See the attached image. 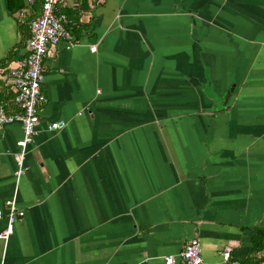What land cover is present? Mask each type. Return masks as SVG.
<instances>
[{
	"label": "crops",
	"instance_id": "1",
	"mask_svg": "<svg viewBox=\"0 0 264 264\" xmlns=\"http://www.w3.org/2000/svg\"><path fill=\"white\" fill-rule=\"evenodd\" d=\"M0 0V94L13 104L29 9ZM76 39L44 59L37 134L0 125V264L264 260V0H68ZM66 126L47 130L52 121Z\"/></svg>",
	"mask_w": 264,
	"mask_h": 264
},
{
	"label": "built area",
	"instance_id": "2",
	"mask_svg": "<svg viewBox=\"0 0 264 264\" xmlns=\"http://www.w3.org/2000/svg\"><path fill=\"white\" fill-rule=\"evenodd\" d=\"M25 7L31 8L40 4L39 13L34 16L28 26L30 36L25 44V56L10 72V83L14 92V101L21 111L7 112L0 99V125L20 122L22 138L17 142L18 150L14 154L16 162L15 176L19 178L25 171V155L27 146L37 134L40 121V106L46 102L41 86L44 81V59L48 50L57 46L61 41L70 45L76 42L69 30L68 19L63 12H56L57 7L65 6L68 0H24ZM66 126L64 120L52 121L47 124V130L57 131ZM8 206L7 225L0 231V239L7 241L12 233L13 223L22 211H17L13 200L6 201ZM2 212L0 210V217ZM222 264H240L233 259L232 249L226 246L221 251ZM164 264H201V243L198 239L189 240L177 254L163 257ZM264 264V260L252 263Z\"/></svg>",
	"mask_w": 264,
	"mask_h": 264
},
{
	"label": "trees",
	"instance_id": "3",
	"mask_svg": "<svg viewBox=\"0 0 264 264\" xmlns=\"http://www.w3.org/2000/svg\"><path fill=\"white\" fill-rule=\"evenodd\" d=\"M39 10H40V4L39 3H36L31 8H29V22L34 16H36L39 13ZM56 12L57 13L63 12V13H65V15H66V17L68 19L77 20L78 14L76 13L75 9L74 10H70L68 8H65V7H57L56 8ZM29 36H30V31H29ZM0 99H1V102L3 103V105L5 107V110L7 112H18V111H21V109L18 106V104H16V102L14 101V95H13V98H12L13 99V104L12 105L10 103H7V102L5 103L3 98L1 97V94H0Z\"/></svg>",
	"mask_w": 264,
	"mask_h": 264
}]
</instances>
